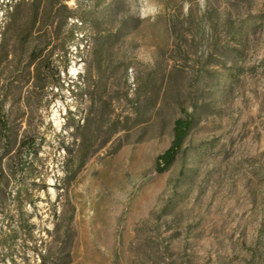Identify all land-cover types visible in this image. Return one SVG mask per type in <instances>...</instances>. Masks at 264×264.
I'll return each instance as SVG.
<instances>
[{
  "label": "rangeland",
  "instance_id": "obj_1",
  "mask_svg": "<svg viewBox=\"0 0 264 264\" xmlns=\"http://www.w3.org/2000/svg\"><path fill=\"white\" fill-rule=\"evenodd\" d=\"M66 3L0 32V264H264V0Z\"/></svg>",
  "mask_w": 264,
  "mask_h": 264
},
{
  "label": "trees",
  "instance_id": "obj_2",
  "mask_svg": "<svg viewBox=\"0 0 264 264\" xmlns=\"http://www.w3.org/2000/svg\"><path fill=\"white\" fill-rule=\"evenodd\" d=\"M120 4L121 3H118L117 7H120ZM61 7L68 9L66 0H0V12L3 17V19L0 20V32L1 30L10 31L20 18H27L28 16L31 18L30 23L32 28L40 24L42 19L43 21L47 19L48 23L46 26H51L59 14L58 11H61ZM55 9L57 10L56 12H54ZM69 17L71 16L66 14L64 19L67 20ZM72 37L73 32L68 34L66 43L70 41ZM0 119L2 127H6L7 123L3 116H1ZM195 124L196 119L190 113H186L184 116L176 119L173 128L172 142L157 158L155 169L159 173H164L175 164ZM32 146L30 142L26 145V156L31 153L34 155L38 153L37 148L33 150L30 149Z\"/></svg>",
  "mask_w": 264,
  "mask_h": 264
},
{
  "label": "clouds",
  "instance_id": "obj_3",
  "mask_svg": "<svg viewBox=\"0 0 264 264\" xmlns=\"http://www.w3.org/2000/svg\"><path fill=\"white\" fill-rule=\"evenodd\" d=\"M161 11V5L158 0H140V16L145 18L147 16L155 17Z\"/></svg>",
  "mask_w": 264,
  "mask_h": 264
}]
</instances>
